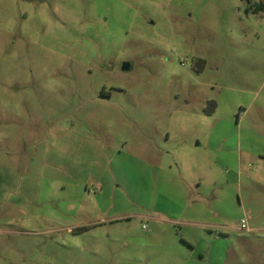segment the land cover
Listing matches in <instances>:
<instances>
[{"label": "rangeland", "instance_id": "obj_1", "mask_svg": "<svg viewBox=\"0 0 264 264\" xmlns=\"http://www.w3.org/2000/svg\"><path fill=\"white\" fill-rule=\"evenodd\" d=\"M262 7L0 0V264H264Z\"/></svg>", "mask_w": 264, "mask_h": 264}, {"label": "trees", "instance_id": "obj_2", "mask_svg": "<svg viewBox=\"0 0 264 264\" xmlns=\"http://www.w3.org/2000/svg\"><path fill=\"white\" fill-rule=\"evenodd\" d=\"M262 8L264 9V7H262ZM215 110H216V104L215 103H211V108L209 109V112L210 113H214Z\"/></svg>", "mask_w": 264, "mask_h": 264}, {"label": "water", "instance_id": "obj_3", "mask_svg": "<svg viewBox=\"0 0 264 264\" xmlns=\"http://www.w3.org/2000/svg\"><path fill=\"white\" fill-rule=\"evenodd\" d=\"M129 68H130V64L125 63V64L123 65V69H124V70H128Z\"/></svg>", "mask_w": 264, "mask_h": 264}]
</instances>
